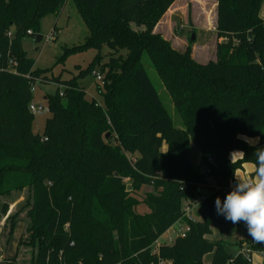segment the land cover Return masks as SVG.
I'll return each mask as SVG.
<instances>
[{"label":"trees","instance_id":"1","mask_svg":"<svg viewBox=\"0 0 264 264\" xmlns=\"http://www.w3.org/2000/svg\"><path fill=\"white\" fill-rule=\"evenodd\" d=\"M175 1L73 0L88 36L66 48L58 63L90 48L97 56L75 77L57 80L60 87L46 97L50 117L43 134H36L32 85L45 82L52 69L36 68L23 40L40 34L42 18L58 14L67 0H0V196L32 189L28 244L36 252L30 264H205L209 253V264H252L245 240L208 235L213 223L234 225L217 215L215 198L223 201L234 171L254 164L253 152L264 147L244 138L264 141L262 0H216L217 33L224 41L207 64L192 57L191 47L180 52L155 32ZM104 47L110 50L105 63ZM144 55L171 91L184 128L173 125ZM95 71L103 75L104 106L79 83ZM191 144L202 168L191 160ZM235 150L246 157L232 165ZM209 180L217 188L208 189L197 218L188 219L185 204ZM140 205L148 212L139 213ZM177 222L189 227L185 236L153 253ZM234 226L247 233L243 224ZM247 244L252 252L264 247ZM227 246L238 255L230 256Z\"/></svg>","mask_w":264,"mask_h":264},{"label":"rangeland","instance_id":"2","mask_svg":"<svg viewBox=\"0 0 264 264\" xmlns=\"http://www.w3.org/2000/svg\"><path fill=\"white\" fill-rule=\"evenodd\" d=\"M216 13V0H177L159 20L154 30L172 42L173 46L180 52H184L188 47H191L192 57L199 63L207 64L211 60H216L217 44L224 41L223 37H218ZM260 15L264 18V0H262ZM40 25V34L43 39L40 42H36L34 37L27 36L23 40V47L27 51L28 56L35 60L36 68L42 70L52 69V71L44 75L45 82L40 80V83L36 85L33 91L32 103L36 106L47 107L45 98L48 95H54L58 87H60L57 80H69L78 75L81 70H85L97 56V51L94 48H90L85 51L75 52L58 63L66 48L84 44L88 36L87 26L77 11L73 0H67L58 14L51 13L44 16ZM133 26L136 27L135 25ZM109 51L108 47L103 48V63L109 60ZM143 62L159 91L166 110L172 117L173 125L177 128H184L181 114L174 104L171 91L162 84L147 55H144ZM79 83L84 87L89 98L95 99L104 106L106 90L102 81H98L92 73L82 76L79 79ZM49 117V111L36 113L33 132L43 134L45 122ZM191 145V160L197 167L202 168L200 151L194 144ZM165 148L166 146L164 145L163 150ZM126 155L128 158L134 159L136 152H126ZM126 183L128 188L132 186L130 179H127ZM132 189L130 187L127 190L131 191ZM148 190H150V187L144 188V191ZM31 202L32 189L29 187L0 196V261H15L21 264L31 263L33 254L36 252V249L28 244V227L30 225L28 213L31 208ZM5 204L8 206L7 213L2 212ZM137 211L146 213L148 209L146 206L140 205ZM195 213L193 217L197 218ZM14 219L15 228L11 231ZM181 228H185L184 223L177 222L158 240L157 244H171L176 239L177 232ZM211 229L212 231L208 238L216 240L225 238L232 242L236 241L237 236L235 235H241L245 232L244 229L231 224L221 225L213 223ZM227 234L232 236L225 237L224 235ZM247 242L254 241L247 240ZM260 251H264V247ZM256 256L261 258V264H264V255L256 253ZM212 257V253L207 254L203 259L204 263H210Z\"/></svg>","mask_w":264,"mask_h":264},{"label":"clouds","instance_id":"3","mask_svg":"<svg viewBox=\"0 0 264 264\" xmlns=\"http://www.w3.org/2000/svg\"><path fill=\"white\" fill-rule=\"evenodd\" d=\"M238 138L241 135L238 134ZM251 139L253 145L259 143V138ZM237 156L246 157V153L235 150L230 153V163L236 161ZM254 172L246 178H238L234 171L235 183L221 201L215 198L217 215H222L232 224H243L248 236L257 243H264V147L256 148Z\"/></svg>","mask_w":264,"mask_h":264},{"label":"built area","instance_id":"4","mask_svg":"<svg viewBox=\"0 0 264 264\" xmlns=\"http://www.w3.org/2000/svg\"><path fill=\"white\" fill-rule=\"evenodd\" d=\"M93 75L96 77V79L98 81H102L103 82V75L101 73H99L98 71L93 72ZM39 79H37L34 84L32 85V91H34L36 85L39 83ZM30 110L32 113L36 114V113H43L45 111H49L48 106L44 107L42 105L40 106H36L33 103L30 104ZM211 161V160H210ZM212 180H209L207 182V184H203L200 185V192L201 194L193 201L191 202H187L185 204L184 207V216H186L188 219L190 220H194L195 218L193 217V214L195 212L198 211L199 207L201 206L202 202L207 198V192L209 188H214L216 189L217 186L215 183H211ZM185 225V224H184ZM189 230V227L187 225H185V228H181L179 229V231L177 232V236H185L186 232ZM159 242V241H157ZM157 242L155 243L154 247H153V253H159V248L161 246V244H157ZM245 253L247 254V256L250 258V260L252 261V251L249 248L244 249ZM263 252V251H262ZM167 264H171V262H166Z\"/></svg>","mask_w":264,"mask_h":264},{"label":"crops","instance_id":"5","mask_svg":"<svg viewBox=\"0 0 264 264\" xmlns=\"http://www.w3.org/2000/svg\"><path fill=\"white\" fill-rule=\"evenodd\" d=\"M177 2V0L174 2V4ZM216 7H217V3H216ZM216 16H217V13H216ZM46 99V98H45ZM245 139L246 138H248V137H244ZM253 138H257V137H253ZM259 138V137H258ZM247 140V142L249 143V145H251V146H253V147H256V146H258L259 144H260V142H261V139L259 138V143H257V144H255V145H253L252 143H251V139H246ZM237 159H240V157L239 156H237ZM236 159V160H237ZM253 165L254 164H252V163H245L244 164V168L243 169H240V170H238L237 172H236V175H237V177L238 178H246V177H248V175H250V174H252L253 172H254V167H253ZM240 171V172H239ZM234 183H235V181L234 182H232V184H231V188H232V186L234 185ZM225 237H227V236H232V235H230V234H227V235H224ZM235 236H237L236 237V241H238L239 239H244V240H246V244H245V249L246 248H248L249 247V245L247 244V240L248 241H253L249 236H248V234L246 233V232H243V234H241V235H235ZM222 239V238H221ZM236 241H233V243L234 242H236ZM255 242V241H254ZM256 253L257 254H260V255H264V251L262 252V251H255V252H252V264H261V262H262V260H261V258H259L258 256H256ZM209 264V263H208ZM263 264V263H262Z\"/></svg>","mask_w":264,"mask_h":264},{"label":"water","instance_id":"6","mask_svg":"<svg viewBox=\"0 0 264 264\" xmlns=\"http://www.w3.org/2000/svg\"><path fill=\"white\" fill-rule=\"evenodd\" d=\"M42 39H43V36L41 34H38L35 37L36 42H40ZM263 144H264V141H261V143L258 146H261ZM130 187H132V186H130ZM130 187L128 189H130ZM226 251L232 257H236L238 255V251L235 250L234 248L230 247V246L226 247Z\"/></svg>","mask_w":264,"mask_h":264}]
</instances>
